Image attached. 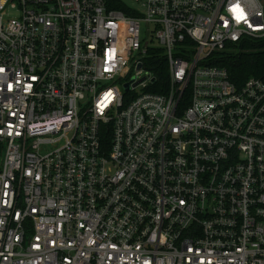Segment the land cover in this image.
I'll use <instances>...</instances> for the list:
<instances>
[{
    "label": "built area",
    "instance_id": "2783aa9c",
    "mask_svg": "<svg viewBox=\"0 0 264 264\" xmlns=\"http://www.w3.org/2000/svg\"><path fill=\"white\" fill-rule=\"evenodd\" d=\"M122 2L0 0V264H264V3Z\"/></svg>",
    "mask_w": 264,
    "mask_h": 264
},
{
    "label": "trees",
    "instance_id": "16d2710c",
    "mask_svg": "<svg viewBox=\"0 0 264 264\" xmlns=\"http://www.w3.org/2000/svg\"><path fill=\"white\" fill-rule=\"evenodd\" d=\"M107 1L109 6L130 14L122 0ZM217 61L216 65L227 71L230 81L237 87H241L250 78L262 79L264 78V40L246 44L244 51L225 52L218 57ZM160 78L166 86V74H160ZM153 90L157 92V89Z\"/></svg>",
    "mask_w": 264,
    "mask_h": 264
},
{
    "label": "rangeland",
    "instance_id": "374dc122",
    "mask_svg": "<svg viewBox=\"0 0 264 264\" xmlns=\"http://www.w3.org/2000/svg\"><path fill=\"white\" fill-rule=\"evenodd\" d=\"M262 2L264 3V0H262ZM261 42H263V41H261ZM235 52L236 51H244V48H239V49H237V50H234ZM233 51H231V52H229V53H232Z\"/></svg>",
    "mask_w": 264,
    "mask_h": 264
},
{
    "label": "water",
    "instance_id": "95a60500",
    "mask_svg": "<svg viewBox=\"0 0 264 264\" xmlns=\"http://www.w3.org/2000/svg\"><path fill=\"white\" fill-rule=\"evenodd\" d=\"M125 89L128 90V85L125 86Z\"/></svg>",
    "mask_w": 264,
    "mask_h": 264
}]
</instances>
